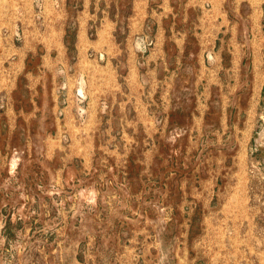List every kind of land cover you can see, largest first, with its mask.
<instances>
[{
    "label": "rangeland",
    "instance_id": "374dc122",
    "mask_svg": "<svg viewBox=\"0 0 264 264\" xmlns=\"http://www.w3.org/2000/svg\"><path fill=\"white\" fill-rule=\"evenodd\" d=\"M0 264H264V0H0Z\"/></svg>",
    "mask_w": 264,
    "mask_h": 264
}]
</instances>
